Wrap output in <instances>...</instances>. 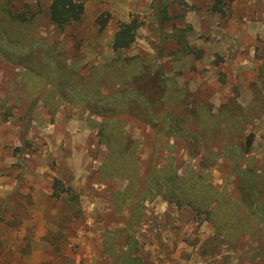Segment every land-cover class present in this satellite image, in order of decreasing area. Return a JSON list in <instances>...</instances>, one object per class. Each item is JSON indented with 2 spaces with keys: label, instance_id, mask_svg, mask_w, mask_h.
I'll list each match as a JSON object with an SVG mask.
<instances>
[{
  "label": "rangeland",
  "instance_id": "rangeland-1",
  "mask_svg": "<svg viewBox=\"0 0 264 264\" xmlns=\"http://www.w3.org/2000/svg\"><path fill=\"white\" fill-rule=\"evenodd\" d=\"M50 1L0 0L1 20L25 17L24 35L47 46L36 51L39 85L0 58V264H264V0L219 12L207 0H79L80 19L61 28ZM132 16L134 41L114 49ZM56 53L75 82L53 85L45 61ZM76 85L81 96L58 89ZM133 88L150 108L116 101L106 124L123 140L111 148L136 156H124L138 168L130 187L102 169L105 117L90 109ZM165 165L218 193L219 217L154 194L150 174ZM241 197L262 221L229 245L217 222L234 218L227 203Z\"/></svg>",
  "mask_w": 264,
  "mask_h": 264
},
{
  "label": "trees",
  "instance_id": "trees-1",
  "mask_svg": "<svg viewBox=\"0 0 264 264\" xmlns=\"http://www.w3.org/2000/svg\"><path fill=\"white\" fill-rule=\"evenodd\" d=\"M207 1L211 3L212 10L219 12L222 10L223 4L229 0ZM47 11L49 15V21L56 28H61L67 23L80 19L83 12V3L79 0H51ZM1 16L2 14L0 12V58L12 65H18L21 63L25 64V72L22 74L23 82L29 86L30 84L39 85L41 77L38 76L39 58H37L36 51H38V46H40L39 49L41 52L47 50L46 44L40 40L31 41L29 40L30 38H27L24 35L25 33L23 32V26L26 22L25 17L18 15L16 18H13L10 13L8 16L11 18L8 21H5L1 20ZM104 24L105 21H102L100 23V27H103ZM139 26L140 22L134 16H132L129 21L120 23L114 33L112 47L114 49L128 47L134 41L136 37V31ZM176 31V34L180 32V30ZM55 58V61H45L47 63L46 66L51 65L50 67L54 68V71L52 70L53 85L55 87H59L55 81L58 78H65L66 82L69 81L68 83L75 82L77 79L76 75H73L72 78L70 76L72 73H69V69L67 68L66 64L62 62L58 63V61H60V54L56 53ZM60 67L63 69V73ZM57 73H59V76ZM148 74H146L144 78H142V76L140 80H148L150 82V78L153 75ZM159 80L161 83L159 86H163V80L161 78ZM58 89L64 93L66 91L72 92L75 96L77 94H79V96L82 95L79 92L80 87L77 85L74 88L63 87ZM145 94L146 93L143 91V89L133 88L123 95L113 94V96L108 98H106L104 95H98L96 99V106H91L90 109L91 112L105 117L104 120L100 122L97 121V125L99 127L98 132L102 137L106 136L110 142V147H108V154L105 157V162L102 163V169L108 178L118 177L121 179H127L128 183L131 185L130 187L134 185L138 176V168L133 164L136 162V156L133 153L126 155L129 156V158L132 160L131 162H133L130 163V161L125 158L126 156L124 155V152L119 154V150L111 148L112 144L120 145L123 140L121 138H115L116 135L110 131V128L106 124L114 121L113 117L111 116L112 112H110V107H113L114 110L116 108L117 110L122 109L120 105L115 104L116 101H118L120 104H127V106H131V102L132 105H134L133 103H140L142 104L141 107L146 106V108H150V103L152 100L150 101L147 99ZM137 110H139V108ZM252 140L253 134L250 133L245 139V151L250 149ZM188 176L190 175L186 174L185 172L183 175H179L176 170L171 168L169 165H165L161 168H154L150 174L148 187L154 189V194H160L168 202L175 203L176 205H187L198 213H205L207 220L216 219V216L219 217L217 210L219 211L222 207H224V203H222L219 194L217 193L211 195L209 192H202V184L192 181V178H189ZM252 183L253 188L251 190L254 191V189H256V184L253 180ZM149 194L151 196L154 195L150 192ZM211 202L216 203V207L213 210L208 207ZM227 204L229 210L235 216L232 219L228 218L226 221L222 222L218 220L217 228L219 232L222 231L223 239L229 245H232L236 242V238L239 235L245 232H250V229L253 230V228L257 226V223L259 225L261 219L259 220V218H256L258 216L257 214V216L252 214L253 212L250 207H248L246 199L242 197L237 200L230 199L228 200ZM239 207H242L243 209L241 214H237L239 212ZM253 218L257 222H254L255 225L250 227ZM260 230L263 231L264 227L261 226Z\"/></svg>",
  "mask_w": 264,
  "mask_h": 264
}]
</instances>
